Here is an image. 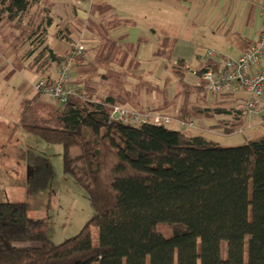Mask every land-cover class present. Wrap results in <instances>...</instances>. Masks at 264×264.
Segmentation results:
<instances>
[{
  "label": "trees",
  "instance_id": "obj_1",
  "mask_svg": "<svg viewBox=\"0 0 264 264\" xmlns=\"http://www.w3.org/2000/svg\"><path fill=\"white\" fill-rule=\"evenodd\" d=\"M39 2L0 0V20L5 17L34 39L36 54L29 67L44 75L75 44L67 28L59 30L56 39L66 41L68 52L56 55L46 43L47 16L34 30H21L20 18ZM112 47L102 58L76 59L72 84L85 100L71 97L59 108L55 122L60 128L41 126L26 111L21 122L26 133L62 147L64 172L85 186L92 216L75 236L55 245L40 230V221L28 218L25 204H0V264H264V136L225 148L169 127H132L111 120L115 106L141 111L135 85L122 94L93 99L99 82L108 79ZM165 53L158 56L165 58ZM218 67L205 61L200 70ZM101 69L105 74H99ZM173 70L183 88L176 122L213 120L210 129L218 127L226 135L241 126L243 115L231 96L204 103L199 86L183 81L186 64L180 60ZM194 94L202 103L192 102ZM73 148L80 149L79 155L70 156ZM8 154L29 165L31 193L49 187L53 168L48 157L31 149L10 148ZM158 225L170 228L166 237ZM92 227L98 230L96 247Z\"/></svg>",
  "mask_w": 264,
  "mask_h": 264
},
{
  "label": "rangeland",
  "instance_id": "obj_2",
  "mask_svg": "<svg viewBox=\"0 0 264 264\" xmlns=\"http://www.w3.org/2000/svg\"><path fill=\"white\" fill-rule=\"evenodd\" d=\"M248 3L252 4L251 0H248ZM46 16V10L40 0L24 17L20 18L19 24L21 30L26 33L34 30ZM153 30L156 33V38L160 41L157 44L158 46L151 42L142 46L141 49L145 50V55L140 60H137L138 65L134 69H124L123 71L121 69L112 70V64H117L121 61L115 55L111 59V62L107 64V68H109L108 79L99 82V90L93 99L99 100L107 95V93L114 95L122 94L129 91L131 85H135L137 90H139L138 99L136 98L137 100L135 99V101H137L141 108V111H137L138 113H146L151 116H167L171 119L175 118L183 95V88L179 85L173 70L174 64L178 60V57L175 56V47L187 36L183 28L179 30L170 27L153 28ZM0 33L2 34L0 36V63L8 60V63L0 69V204H25L28 218L40 221V230L46 234L53 244L58 245L64 240L75 236L83 228L93 214L92 208L87 199L85 186L79 184L71 174L64 172L62 147L46 144L37 136L28 134L19 128L18 122H13V119H17L19 115V106L22 103L18 88L28 79L26 72L22 70V61L26 64V67L31 64L36 54V46L32 44L34 40L32 37L27 38V35H22L19 29L16 30L14 25L6 22L5 17L0 20ZM175 33H178L177 37L174 36ZM175 37L176 39L173 42L172 40ZM166 38L171 39L172 44L168 43V47L173 51L165 55L166 62L161 67L160 64L158 65V61L155 62L151 58V53L152 49L154 53L157 47L164 45ZM187 44L183 43L185 46ZM217 44H220L224 48V52L227 50L225 42L215 36V33L205 32L202 37H199L191 45L195 47L196 54L204 62L206 59L205 55L209 50L218 51L217 53L221 55H229L227 51L224 53L223 50H218L219 48H216ZM6 46L9 50L13 51L11 58L5 54ZM178 47L180 48L181 45ZM186 48L191 47L188 45ZM105 53L106 50L101 56H104ZM185 64L188 70L184 74V83L189 87L198 86V80L191 75V72L198 67L197 60L186 58ZM100 71H103L100 74H105L104 69ZM127 72L137 74H122ZM154 72L156 73L154 74ZM73 80L76 81V72L73 73ZM94 80L95 83H98L99 78L96 77ZM125 82L130 85L124 87ZM33 94L35 93L33 92ZM31 97V95L28 96V98ZM191 100L196 101L193 95ZM219 101L221 100L209 96H206V99H204V103L207 104ZM171 102L173 108L166 109V104ZM198 103H202L199 98ZM25 105L26 103L24 102L22 104L24 113L26 111L33 119L39 121L41 126L60 128L59 124L55 122L59 106L53 100L40 95L37 105H34L32 108ZM218 120L228 121L229 118L221 117ZM200 122L202 125L203 123L207 124V126L209 124L215 125L213 120L208 122L198 119L193 124L192 129L184 128L183 132L190 136H203L208 140L216 142L220 147H239L264 136V124H259L254 120H249L246 124L242 121L241 126L229 135L224 134L223 130L218 127L217 129H207V126H202ZM199 126H202L204 130L200 129ZM168 127L173 130H181L179 124L175 123L174 120ZM9 146L20 149H31L32 152L49 158L53 168V177L46 190L37 193L29 191L30 167L28 164L18 162L9 156L6 152V148ZM79 153V148H73L69 152L72 157ZM157 231L166 237L169 234L170 228L166 225H158ZM90 234L92 245L98 246V230L92 227Z\"/></svg>",
  "mask_w": 264,
  "mask_h": 264
},
{
  "label": "crops",
  "instance_id": "obj_3",
  "mask_svg": "<svg viewBox=\"0 0 264 264\" xmlns=\"http://www.w3.org/2000/svg\"><path fill=\"white\" fill-rule=\"evenodd\" d=\"M41 2L47 17L51 20L50 27L46 29V43L56 55L64 56L68 52L66 41L56 39L57 32L67 28L71 33L73 43L84 47L86 61L102 58L101 54L105 50L106 52L110 50V45L114 44L111 49V59L116 55L121 61L112 64L111 68L122 71L134 69L138 65L137 60L145 55V50L141 49L142 46L148 42L156 45L160 42L153 28L184 29L187 38L175 47V56L178 57L176 63L180 60L185 63L186 58H194L198 64L195 72L204 67L205 61H201L200 56L194 50L195 47L191 44L202 37L205 32H213L225 42L227 45L225 52L227 51L229 55H222L223 58L238 59L255 41L262 26L261 8L264 7V0H259L257 5L248 3V0H238V2L237 0H41ZM177 34L175 33L174 36L177 37ZM0 36H2L1 33ZM176 37L172 40L173 42ZM170 40L166 38L164 45L160 47L157 45L156 52L153 53L152 49L151 58L155 62L158 61L161 67L166 61L164 57L158 55L164 50H166L164 56L173 51L168 47V43L172 44ZM183 43L188 44L185 46ZM179 45H181L180 48ZM188 45L191 48H186ZM216 48L224 52L220 44H217ZM5 50L6 56L11 58L13 51L8 47ZM7 63L8 60L1 62L0 69ZM22 68L28 79L18 88L22 103L19 106V115L17 119H13V122H18L19 128L24 131L21 123L24 115L22 104L25 102L26 107L32 108L39 103V98H33L35 94L31 92L30 84L39 78H48L53 81L56 77V68L52 65L44 75L35 74V71L29 66L26 67L23 61ZM100 73L103 71H99ZM29 95L32 97L28 98ZM193 97L196 101L192 102L198 103L197 95L194 94ZM233 106L235 108L234 104ZM172 120L176 123L175 118ZM196 122L197 120H194L192 123ZM205 125L207 126L203 123L202 126ZM211 125L209 124L207 129H210ZM202 126L199 127L204 130ZM10 148L20 149L9 146L6 148L7 154Z\"/></svg>",
  "mask_w": 264,
  "mask_h": 264
},
{
  "label": "built area",
  "instance_id": "obj_4",
  "mask_svg": "<svg viewBox=\"0 0 264 264\" xmlns=\"http://www.w3.org/2000/svg\"><path fill=\"white\" fill-rule=\"evenodd\" d=\"M258 4L259 0H251ZM262 26L255 41L249 49L238 59H225L216 51L209 50L205 61L219 65L217 70H199L191 72L198 80L200 94L211 98L231 96L237 111L243 115V123L256 120L264 124V7L261 8ZM85 49L81 44L72 47L71 53L56 68V77L49 83L39 78L31 83V90L56 102L62 110L71 97L85 100L82 91L72 84V73L75 70L76 59L82 58ZM117 115V119L114 115ZM111 120L123 125L140 127L150 123L155 127H168L173 120L167 116L141 114L126 108L115 106L111 113ZM181 131L184 128H193V123H180Z\"/></svg>",
  "mask_w": 264,
  "mask_h": 264
},
{
  "label": "water",
  "instance_id": "obj_5",
  "mask_svg": "<svg viewBox=\"0 0 264 264\" xmlns=\"http://www.w3.org/2000/svg\"><path fill=\"white\" fill-rule=\"evenodd\" d=\"M114 118L117 119V115L116 114L114 115Z\"/></svg>",
  "mask_w": 264,
  "mask_h": 264
}]
</instances>
